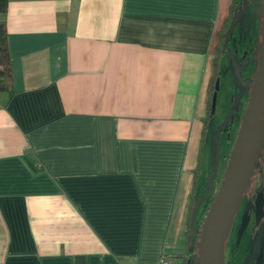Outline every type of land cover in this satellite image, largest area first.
I'll return each mask as SVG.
<instances>
[{
  "label": "crops",
  "instance_id": "1",
  "mask_svg": "<svg viewBox=\"0 0 264 264\" xmlns=\"http://www.w3.org/2000/svg\"><path fill=\"white\" fill-rule=\"evenodd\" d=\"M230 3L8 0L0 264H154L186 251Z\"/></svg>",
  "mask_w": 264,
  "mask_h": 264
},
{
  "label": "rangeland",
  "instance_id": "2",
  "mask_svg": "<svg viewBox=\"0 0 264 264\" xmlns=\"http://www.w3.org/2000/svg\"><path fill=\"white\" fill-rule=\"evenodd\" d=\"M245 5L242 10L241 2H239L234 15L236 19L226 36L225 47L231 52V57L229 58L227 54L220 58L218 72L213 73L210 83L208 100L209 98L212 100L214 107L206 120L204 140L197 157L198 168L195 167L198 169V177L195 179L194 202L191 210V225L194 232L204 221L207 200H212L217 189L220 188L219 184L223 179L227 159L233 151L230 145H225L227 134L224 131L220 133L217 130L218 125L228 115V105L233 99L236 88L244 87L247 94L257 68L260 66L264 30L263 0H246ZM237 115L235 111L233 118L236 119ZM229 137L233 139L231 132ZM263 158L264 152L260 159ZM261 169L263 216L260 222L262 224L260 238L258 239L254 223L256 222L254 209H247V204L242 200L233 215L228 235L223 243V264H264V164ZM255 178L254 176V182ZM197 241V234L187 237L186 264L197 262Z\"/></svg>",
  "mask_w": 264,
  "mask_h": 264
},
{
  "label": "water",
  "instance_id": "3",
  "mask_svg": "<svg viewBox=\"0 0 264 264\" xmlns=\"http://www.w3.org/2000/svg\"><path fill=\"white\" fill-rule=\"evenodd\" d=\"M240 2L242 10H244L246 0H241ZM231 27L232 22L229 25L223 42L226 41V36ZM262 41V54L259 59L260 66L257 68L255 78H253L249 90L245 114L238 130V139L233 143L234 151H232L229 157V163L226 165L223 179L219 186L220 188L217 189L204 221L200 226L196 244V264H223V243L226 235H228L227 233L232 223L233 215L236 213L240 199H242V194L247 190L249 180L254 174L253 171L258 169V159L261 157L262 152H264V30ZM225 43L224 48L230 58L231 52L226 49ZM237 103L239 102L236 98L232 108L229 110L227 119L232 115L231 113L237 107ZM213 107L214 105L211 100V111ZM221 127L222 125L217 130L221 131ZM262 186L259 184L253 191L256 198L252 202L258 239L260 238L262 230V224L260 223L263 216L261 204L263 198ZM249 204L250 200H248L247 206ZM194 234L196 233L191 225L190 217L188 236L191 237Z\"/></svg>",
  "mask_w": 264,
  "mask_h": 264
},
{
  "label": "trees",
  "instance_id": "4",
  "mask_svg": "<svg viewBox=\"0 0 264 264\" xmlns=\"http://www.w3.org/2000/svg\"><path fill=\"white\" fill-rule=\"evenodd\" d=\"M240 0H231L229 9H228V16L226 17L227 19L225 20L224 26L222 31L219 32L218 34V43L217 46L215 48V53H214V57H213V71L214 74L216 72H218V66H219V60L220 58H222L223 56H227V53L225 51L224 48V43L223 40L225 38V34L229 29V25L230 23L235 21V11L236 8L238 7ZM7 8H8V0H0V18H2L6 12H7ZM235 19H234V18ZM12 85H13V75H12V67H11V59H10V55H9V50H8V45H7V30L5 27L4 22H1L0 20V93H4V92H8L12 89ZM208 104H206V116L205 118L202 120V130H201V137H200V147H199V151L198 153H200L201 151V146H202V141L204 140V130H205V126H206V120H208V116L210 114V103H211V99L209 98ZM198 168V167H197ZM193 174L194 179H196L197 176V169ZM193 195L190 197V205L188 207V214H187V219H186V224L185 225V233L186 236H188V229H189V219L191 217V210H192V206H193ZM212 200L208 202V206L211 205ZM208 210V209H207ZM189 237V236H188ZM186 251H182L180 252L177 256H171V255H166L164 256V258H173L176 259V261H179L180 264H186Z\"/></svg>",
  "mask_w": 264,
  "mask_h": 264
},
{
  "label": "flooded vegetation",
  "instance_id": "5",
  "mask_svg": "<svg viewBox=\"0 0 264 264\" xmlns=\"http://www.w3.org/2000/svg\"><path fill=\"white\" fill-rule=\"evenodd\" d=\"M253 82V81H252ZM251 87V86H250ZM250 89V88H249ZM248 94H249V91H248V93L246 94L245 93V89H244V87L242 88V87H238V88H236V91H235V94H234V96H233V99L230 101V103H229V105H228V109L230 110V108H232V105H233V102H234V100L237 98L238 99V102L239 103H237V107L232 111V115H230L229 116V118L227 119V117H228V115H229V112H228V115H226L225 117H224V119L223 120H221L220 121V123H219V127L222 125V127H221V131L220 130H218L220 133L222 132V131H224V132H226V138L227 139H225L226 140V144L225 145H230L231 146V148H232V150H233V143H234V141L236 140V139H238L237 137H238V130H239V127H240V124H241V122H242V118L244 117V114H245V109H246V104H247V100H248ZM243 106V108L241 109V107ZM228 110V111H229ZM242 110V111H241ZM237 112L238 113V115H237V118L236 119H234L233 118V113L234 112ZM210 112H211V110H210ZM239 116V117H238ZM227 119V121H225ZM230 132H231V137L233 138V139H231L230 137H229V134H230ZM230 139H231V141H230ZM234 151V150H233ZM231 153H232V151H231ZM262 155H263V152H262V154H261V157H262ZM260 157V158H261ZM258 159V163H259V166H258V169H256V170H254L253 171V175H252V177L250 178V180H249V185H248V187H247V190L242 194V196H241V198L242 199H240V202H239V204H238V206L240 205V203L242 202V200H244V202L247 204V202H248V200H250V204H249V206H247L246 208L247 209H250V208H253L252 207V202H253V200H254V198H256L255 197V194L253 193V191L257 188V186H259V184H261V174H262V169H261V166H263V164H264V158L261 160V159ZM229 161V158L227 159V163H229L228 162ZM226 163V164H227ZM226 169V168H225ZM225 172V171H224ZM256 177L255 178V182H254V180H253V177ZM221 183V182H220ZM262 185V184H261ZM219 186H220V184H219ZM263 189V188H262ZM262 193H263V190H262ZM213 199V198H212ZM209 201H211V199L210 200H207V207H206V209H205V211L206 212H204V215H203V219L205 218V216H206V214H207V212H208V202ZM261 203H262V200H261ZM210 206V205H209ZM203 223V221L201 222V224ZM200 224V223H199ZM201 224L200 225H198V228H197V231L195 232L197 235H198V233L200 232V226H201Z\"/></svg>",
  "mask_w": 264,
  "mask_h": 264
},
{
  "label": "built area",
  "instance_id": "6",
  "mask_svg": "<svg viewBox=\"0 0 264 264\" xmlns=\"http://www.w3.org/2000/svg\"><path fill=\"white\" fill-rule=\"evenodd\" d=\"M154 264H180V263H179V261H176V259H173V258H166L165 259L164 255H163L157 261H155Z\"/></svg>",
  "mask_w": 264,
  "mask_h": 264
}]
</instances>
